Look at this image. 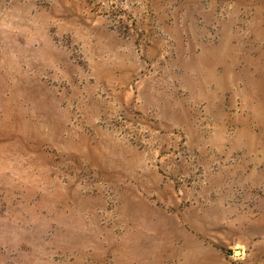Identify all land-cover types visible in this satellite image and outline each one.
<instances>
[{"label":"rangeland","instance_id":"374dc122","mask_svg":"<svg viewBox=\"0 0 264 264\" xmlns=\"http://www.w3.org/2000/svg\"><path fill=\"white\" fill-rule=\"evenodd\" d=\"M0 264H264V0H0Z\"/></svg>","mask_w":264,"mask_h":264}]
</instances>
